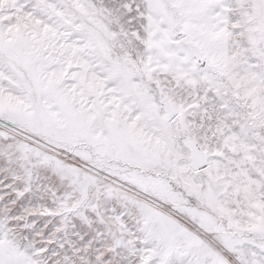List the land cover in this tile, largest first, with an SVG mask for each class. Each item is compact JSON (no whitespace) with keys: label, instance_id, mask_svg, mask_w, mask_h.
<instances>
[{"label":"snow or ice","instance_id":"1","mask_svg":"<svg viewBox=\"0 0 264 264\" xmlns=\"http://www.w3.org/2000/svg\"><path fill=\"white\" fill-rule=\"evenodd\" d=\"M0 264H264V0H0Z\"/></svg>","mask_w":264,"mask_h":264}]
</instances>
